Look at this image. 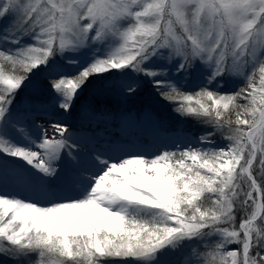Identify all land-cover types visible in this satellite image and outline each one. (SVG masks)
Wrapping results in <instances>:
<instances>
[{
    "label": "snow or ice",
    "instance_id": "1",
    "mask_svg": "<svg viewBox=\"0 0 264 264\" xmlns=\"http://www.w3.org/2000/svg\"><path fill=\"white\" fill-rule=\"evenodd\" d=\"M146 83L202 133L113 156L35 123ZM0 264H264V0H0Z\"/></svg>",
    "mask_w": 264,
    "mask_h": 264
},
{
    "label": "bare ground",
    "instance_id": "2",
    "mask_svg": "<svg viewBox=\"0 0 264 264\" xmlns=\"http://www.w3.org/2000/svg\"><path fill=\"white\" fill-rule=\"evenodd\" d=\"M154 116L157 117L151 111H147L140 117H136L135 114H129L121 122L116 123L108 122L102 116L78 119L65 118L49 109L47 110V115L37 114L35 123L43 125L48 130L49 138L52 137L53 125L56 123L66 125L69 128V134L73 136L74 140L102 149L110 147L112 151H108V155L119 156L122 153L155 154L156 152L152 150V147L160 146L164 150L166 148L170 149L174 142L183 138L184 135L181 133H184L185 129L179 131L178 129H166L168 127L160 126ZM27 124L31 127L33 121L29 119ZM89 124L91 126H87ZM33 133L35 134V129H33ZM13 135L15 136V133ZM56 138L59 137L57 136ZM16 139L19 140V137H16ZM7 190L17 191L20 195H28L22 190L15 189L11 184H9Z\"/></svg>",
    "mask_w": 264,
    "mask_h": 264
},
{
    "label": "trees",
    "instance_id": "3",
    "mask_svg": "<svg viewBox=\"0 0 264 264\" xmlns=\"http://www.w3.org/2000/svg\"><path fill=\"white\" fill-rule=\"evenodd\" d=\"M56 63L61 64L65 71L72 72L74 71V68L70 65L64 64L62 60H60L59 57H57ZM44 69H41L40 72L36 74V76L32 77V81L34 82L37 77L41 76V73H43ZM243 84L242 80L235 79L231 81V85H229L230 91H235L237 88H239ZM31 87V90L29 88ZM185 91H195V89L185 88ZM90 94L85 91V94L80 97V99L77 100L76 106L71 110L74 111L75 108L80 105L81 100L85 98V96H89ZM52 98V94L50 92L45 93L43 96L37 97L35 92H32V83H29V85L18 93L16 102L14 103L13 107H16L17 105H20L24 102L29 101L30 103H36L37 99L39 101H49ZM94 100V105L96 110L95 111H80L81 113H92L102 110L103 112H106L108 115L113 117H118L122 113H126L129 111H137L138 113H141V110L147 109L153 112L156 116H158L159 120H161L162 123L166 124L167 126L171 127H177L178 125H183L186 129L191 130L192 132H195L196 134H201L203 129L200 125H198L194 120L192 119H184L179 114L173 111V108L177 105L174 103H170L166 100L161 99L158 95L155 94V89L151 87L150 84H145L143 90L140 92L139 95L134 96L132 98H125L118 89L113 90L109 93L107 97L96 99L95 97L92 98ZM235 119V116L232 117ZM217 140H220L219 137H217ZM254 175H257L258 177V168H254ZM241 213H237V224L239 223Z\"/></svg>",
    "mask_w": 264,
    "mask_h": 264
},
{
    "label": "rangeland",
    "instance_id": "4",
    "mask_svg": "<svg viewBox=\"0 0 264 264\" xmlns=\"http://www.w3.org/2000/svg\"><path fill=\"white\" fill-rule=\"evenodd\" d=\"M67 65V64H66ZM229 85H231V82L229 83ZM29 90H31V87L29 88ZM34 91V88H33V86H32V92ZM41 103H45V104H47L48 102L47 101H40ZM28 103H30V102H24V103H22V104H20V105H17L16 107H13L14 108V110H16L17 108H19L20 110H23L24 109V106H25V104H28ZM31 105H32V110L34 111V109H35V107H36V103H31ZM14 106V105H13ZM49 109H51V110H53L54 112H56L57 114H59V115H62V116H64L65 118H70V119H78V118H85V117H96V116H102V118H105L108 122H115L116 121V118L115 117H113V116H111L110 117V115H108L106 112H103L102 110H100V111H97V112H92V113H81L80 112V110H79V105L75 108V110L74 111H71V113L69 114V113H65L63 110H60V109H57V108H55V107H52L51 105H48V108H47V110H49ZM147 111H149V110H146V109H143V110H141V113H138L137 111H129V112H126L125 114H122L121 115V117H119L120 119H122V118H124L126 115H137V114H140L141 116L143 115V114H145ZM137 117V116H136ZM138 117H140V116H138ZM155 117V116H154ZM158 117V116H157ZM157 117H155L156 118V120H157ZM160 121V123L165 127L166 125L165 124H163L162 122H161V120H159V118H158V122ZM39 122V121H38ZM87 126H91L90 124L89 125H87ZM161 126V125H160ZM176 127V126H175ZM178 127V128H177ZM176 128H174V129H184L183 127V125H178ZM163 128V127H162ZM166 129H169V128H166ZM172 130H173V128H172ZM186 131H187V129H185ZM185 133H188V132H184V133H181V134H185ZM193 135H198V134H195V133H193V132H191ZM179 134V133H178ZM114 138V137H113ZM132 139V138H131ZM130 139V140H131ZM217 143L218 144H222L223 143V141H221V140H217ZM148 147V146H147ZM195 147H199V145H195ZM152 150L153 151H155L156 153L157 152H162V151H164V148H161L160 146H157V147H152ZM162 150V151H161ZM178 258V257H177Z\"/></svg>",
    "mask_w": 264,
    "mask_h": 264
}]
</instances>
